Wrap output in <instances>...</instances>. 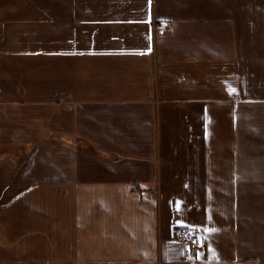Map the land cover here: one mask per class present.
Wrapping results in <instances>:
<instances>
[{"label": "crops", "instance_id": "0c3cea01", "mask_svg": "<svg viewBox=\"0 0 264 264\" xmlns=\"http://www.w3.org/2000/svg\"><path fill=\"white\" fill-rule=\"evenodd\" d=\"M0 264H264V0H0Z\"/></svg>", "mask_w": 264, "mask_h": 264}, {"label": "built area", "instance_id": "2783aa9c", "mask_svg": "<svg viewBox=\"0 0 264 264\" xmlns=\"http://www.w3.org/2000/svg\"><path fill=\"white\" fill-rule=\"evenodd\" d=\"M158 33L163 34L166 30L164 25L157 26ZM177 240L183 246L186 256H192L193 250L205 246L206 238L194 228L179 227L176 231Z\"/></svg>", "mask_w": 264, "mask_h": 264}, {"label": "snow or ice", "instance_id": "6c2138e0", "mask_svg": "<svg viewBox=\"0 0 264 264\" xmlns=\"http://www.w3.org/2000/svg\"><path fill=\"white\" fill-rule=\"evenodd\" d=\"M233 91H234V89H233Z\"/></svg>", "mask_w": 264, "mask_h": 264}]
</instances>
